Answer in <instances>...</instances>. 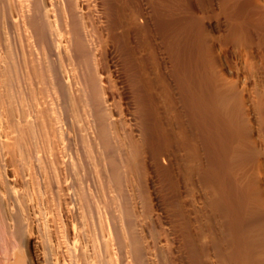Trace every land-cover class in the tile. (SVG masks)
<instances>
[{"label":"bare ground","instance_id":"6f19581e","mask_svg":"<svg viewBox=\"0 0 264 264\" xmlns=\"http://www.w3.org/2000/svg\"><path fill=\"white\" fill-rule=\"evenodd\" d=\"M249 1L217 38L192 0H0V264H264V0ZM230 43L245 60L228 75ZM200 139L213 216L198 231L174 205L165 227L150 167L174 140L197 158Z\"/></svg>","mask_w":264,"mask_h":264},{"label":"rangeland","instance_id":"374dc122","mask_svg":"<svg viewBox=\"0 0 264 264\" xmlns=\"http://www.w3.org/2000/svg\"><path fill=\"white\" fill-rule=\"evenodd\" d=\"M181 1H182L181 6L183 5L182 7L184 8V10L186 8L185 11H187L188 10L187 0H181ZM189 1H191V0H189ZM211 1H212V8L208 9V7H206L204 5V3L201 4V2H204L203 0H198V1L192 0V2L193 3L195 2V4H196V6L198 8V14L202 16L204 24L206 23L205 25L208 29L209 34L214 36V37L218 38V37H220V35H224L225 29H226V33H228L229 31L231 32L232 29H234V30H232L231 33L229 32V34H233L234 32L236 33L237 30L240 31L239 28L241 27V25H243V23L246 24L251 19V16H250V10L251 9L249 8V7H251V3L249 0H246L247 2L245 0H242V1L241 0H235L234 1L235 5L233 4V1H231V2L229 1L230 3L229 2L224 3L223 0H211ZM226 3H228L227 4L228 6L226 5ZM243 3L245 6L242 5ZM224 4H225V6H223ZM239 4H240V6H239ZM246 4H247V6H246ZM202 5H204V6H202ZM237 5H238L239 9H238ZM248 5H249V7H248ZM234 6H236V7H234ZM243 6L245 8L247 7V9L249 8V10L246 9L247 11L244 12L245 8ZM202 7L205 10H203ZM240 7H242V8H240ZM206 8H207V10H209L208 12H207ZM211 9L213 11H211ZM221 9H224V10H221ZM241 10H243V11H241ZM214 12H216V13H214ZM241 12H243V13H241ZM209 13H210V15H209ZM228 13H230V14H228ZM237 13H238V15H237ZM245 13H246V15H245ZM240 15H241V17H240ZM244 15L246 16V19H243V17L245 18ZM247 16H248V18H247ZM158 19L159 18L157 17V20ZM247 19H249V20H247ZM225 20L227 22H225ZM237 23H239L240 25ZM237 27H239V28H237ZM219 29H221V30L218 31ZM237 33H240V32H237ZM234 44L235 43H230V45H229V53L230 54L228 53L227 56H225L223 54V57L221 55L222 61L224 63V68L228 72V75H231V71L229 70V67H228L229 62H232V63L236 62L240 66H244L243 63H244L245 57L244 56L241 57L240 55H238L236 53V51H235L236 47H234ZM217 49L219 52H221L218 45H217ZM230 55H231V57H230ZM173 124L174 123L172 122L170 125H167V128L170 131V132L169 131L168 132L171 133V134H169L170 137L177 135V133L175 134L173 131V128H175V126L173 127ZM151 129H152V131L149 132L147 137H149V139L152 138L151 140L155 141L156 139H158V136L156 133L153 132L155 130V128L152 127ZM175 129H176L175 130V132H176L177 128H175ZM144 134L145 133H143V136H144ZM155 137H156V139H155ZM167 137H169V136H167ZM170 137L168 139H170ZM177 137H179V135H177ZM157 141H159V139ZM157 141H155V142H157ZM174 141L175 142H168L167 143L168 144V150H169L170 155H171L170 156L171 161L170 160L167 161V163H165V165L162 166V168L159 170L157 168L150 167L149 186H150V193H151V197H152V203L154 205V208L158 209V211L161 213V215H160L161 220L160 221L162 222L163 226H165V227H171L172 226V221L175 218V213H176V211L174 210V205H176V206L179 205V206H181L179 208H181V211L185 216H187L189 214L192 218H194L195 215L198 216V217H196V220L194 222V225L196 224L195 228H197L198 231L202 228L206 229L207 228L206 225H209L210 218L213 216L212 211H214L213 208L211 207V204H210L211 197H213L211 186H210L209 180H207V178L204 176L205 174H208L207 172H209L208 169H209L210 164H211V162L208 161V159H209V153L207 151L208 149L204 148L206 146L204 145V143L200 139L199 140V149H198V151H199L198 157L199 158L198 157L195 158V157H192L190 155L189 148L186 145H183V146L181 145V147L178 145V147H177L176 146L177 142H176V140H174ZM202 148H204L205 150L204 149L202 150ZM200 150H201V152H200ZM203 159H204V161H203ZM202 162H203V164H202ZM204 163H205V165H204ZM208 165H209V167H208ZM210 208L212 211L210 210ZM207 215L210 217L208 218ZM203 216L205 217V219ZM206 216H207V218H206ZM199 217H200V219H198ZM197 219H198L199 223L197 222ZM202 220L206 223L204 224V222ZM203 224L205 225L204 227H203ZM157 225H158V223H157ZM175 237H176V239L174 240V244L176 246V249H178V248L180 249L181 242H180L179 235L175 234Z\"/></svg>","mask_w":264,"mask_h":264}]
</instances>
